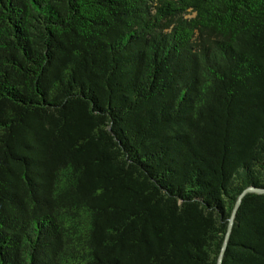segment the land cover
Returning <instances> with one entry per match:
<instances>
[{"label": "trees", "instance_id": "trees-1", "mask_svg": "<svg viewBox=\"0 0 264 264\" xmlns=\"http://www.w3.org/2000/svg\"><path fill=\"white\" fill-rule=\"evenodd\" d=\"M246 188L264 0H0V264H217ZM220 264H264V193Z\"/></svg>", "mask_w": 264, "mask_h": 264}, {"label": "water", "instance_id": "water-1", "mask_svg": "<svg viewBox=\"0 0 264 264\" xmlns=\"http://www.w3.org/2000/svg\"><path fill=\"white\" fill-rule=\"evenodd\" d=\"M262 192L264 193V189H254V188H246L244 189L240 194L239 196L237 197L236 199V202H235V205H234V208H233V211H232V214H231V217L229 219V224H228V228H227V231H226V234H225V237H224V242H223V245H222V248H221V251H220V254L218 256V260H217V264H220V261H221V257H222V253H223V250L225 248V243L227 241V238H228V235H229V232H230V227H231V223H232V219L234 217V214H235V211L238 207V204L240 202V199L242 198V196L246 193H250V192Z\"/></svg>", "mask_w": 264, "mask_h": 264}]
</instances>
